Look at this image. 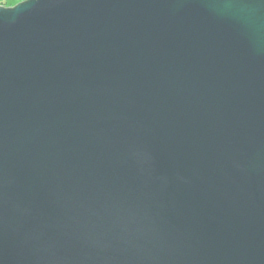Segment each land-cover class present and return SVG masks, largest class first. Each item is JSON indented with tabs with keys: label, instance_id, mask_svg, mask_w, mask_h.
<instances>
[{
	"label": "water",
	"instance_id": "obj_1",
	"mask_svg": "<svg viewBox=\"0 0 264 264\" xmlns=\"http://www.w3.org/2000/svg\"><path fill=\"white\" fill-rule=\"evenodd\" d=\"M0 264H264V0L0 7Z\"/></svg>",
	"mask_w": 264,
	"mask_h": 264
},
{
	"label": "rangeland",
	"instance_id": "obj_2",
	"mask_svg": "<svg viewBox=\"0 0 264 264\" xmlns=\"http://www.w3.org/2000/svg\"><path fill=\"white\" fill-rule=\"evenodd\" d=\"M21 2V0H0V7H11Z\"/></svg>",
	"mask_w": 264,
	"mask_h": 264
},
{
	"label": "bare ground",
	"instance_id": "obj_3",
	"mask_svg": "<svg viewBox=\"0 0 264 264\" xmlns=\"http://www.w3.org/2000/svg\"><path fill=\"white\" fill-rule=\"evenodd\" d=\"M22 2H24L25 0H21ZM19 4V3H18Z\"/></svg>",
	"mask_w": 264,
	"mask_h": 264
},
{
	"label": "snow or ice",
	"instance_id": "obj_4",
	"mask_svg": "<svg viewBox=\"0 0 264 264\" xmlns=\"http://www.w3.org/2000/svg\"><path fill=\"white\" fill-rule=\"evenodd\" d=\"M21 7L23 6V5H20Z\"/></svg>",
	"mask_w": 264,
	"mask_h": 264
}]
</instances>
